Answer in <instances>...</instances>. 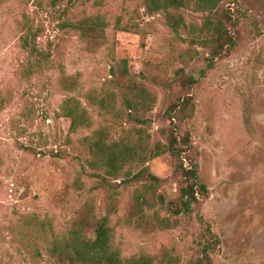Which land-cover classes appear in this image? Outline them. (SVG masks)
Instances as JSON below:
<instances>
[{"label":"rangeland","instance_id":"rangeland-1","mask_svg":"<svg viewBox=\"0 0 264 264\" xmlns=\"http://www.w3.org/2000/svg\"><path fill=\"white\" fill-rule=\"evenodd\" d=\"M222 10L231 16L235 44L212 59L206 47L177 39L162 14L147 15L139 0L0 4V264H49L42 249L39 258L26 249L31 228L19 242L24 218L48 220L61 234L87 205L96 216L105 213V189L87 165L81 139L100 126L113 139L130 128L91 103L113 97L118 109L123 60L152 98L144 113L149 144H167L171 133L186 141L207 196L175 229L144 235L123 223L133 187L116 188L110 226L121 256L166 251L189 264L207 242L212 264H264V0H222ZM88 17L104 24L97 46L75 29ZM183 17L200 25L204 15ZM69 78L76 80L74 91L65 84ZM67 98L86 108L91 129L70 132V119L61 115ZM180 102L184 111L171 113ZM147 166L162 180L160 192L174 198L181 179L172 159L161 155Z\"/></svg>","mask_w":264,"mask_h":264},{"label":"trees","instance_id":"trees-1","mask_svg":"<svg viewBox=\"0 0 264 264\" xmlns=\"http://www.w3.org/2000/svg\"><path fill=\"white\" fill-rule=\"evenodd\" d=\"M6 1L0 0V4ZM59 1L51 0V6L55 7ZM94 1L96 5L103 2ZM139 1L147 15L162 14L165 25L177 39L190 46L206 47L212 59L234 48L229 32L231 16L224 10L222 13L219 11L222 0ZM183 12L204 15L202 23L186 24ZM75 29L89 45L97 46L103 38L104 24L98 17H88L80 21ZM180 31L185 32V38L180 36ZM28 39V35L23 38L24 46L28 45ZM34 50V47L31 48L32 52ZM117 73L121 97L118 109H115L113 97L111 103L104 98L91 103L98 107L102 115L118 116L130 128L122 129L121 135L113 139L107 129L100 126L81 139L89 157L87 165L94 172L97 184L105 189L106 211L102 216H96L91 206H85L61 234L53 230L48 220L38 221L34 216L24 218V222L17 225L16 234L19 242L23 243V229L31 228L34 236L29 238L26 249L34 258L41 257L42 249L49 264H178V259L166 251L159 256L140 253L123 257L114 244L115 232L110 226V217L116 211V188L119 186L133 187L131 204L123 223L139 229L144 235L175 229L179 218L189 217L199 199L207 196V188L198 176V166L189 157L190 148L186 141L180 144L171 133L167 144H149L144 113L152 105L150 93L130 78L124 60L119 62ZM65 84L73 91L77 85L74 78H69ZM184 106L185 103L180 102L170 112H182ZM61 113L70 119L71 133L91 129L89 113L75 98H67L62 103ZM173 118L170 114L169 121ZM165 154L172 159L174 173L181 179L177 194L171 199L160 192L162 180L153 175L147 166L149 161ZM211 251L210 244H202L201 256L189 264H212L209 257Z\"/></svg>","mask_w":264,"mask_h":264}]
</instances>
